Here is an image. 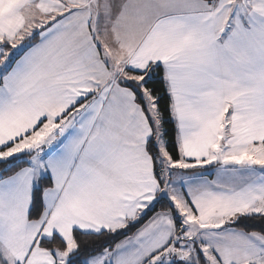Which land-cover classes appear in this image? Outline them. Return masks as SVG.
<instances>
[{
  "label": "snow or ice",
  "instance_id": "snow-or-ice-1",
  "mask_svg": "<svg viewBox=\"0 0 264 264\" xmlns=\"http://www.w3.org/2000/svg\"><path fill=\"white\" fill-rule=\"evenodd\" d=\"M0 264H264V0H0Z\"/></svg>",
  "mask_w": 264,
  "mask_h": 264
},
{
  "label": "trees",
  "instance_id": "trees-1",
  "mask_svg": "<svg viewBox=\"0 0 264 264\" xmlns=\"http://www.w3.org/2000/svg\"><path fill=\"white\" fill-rule=\"evenodd\" d=\"M135 229H132L131 231H134ZM81 240H84V239H87V238H85V237H79ZM116 239L117 240H119V239H123V236H118V237H116Z\"/></svg>",
  "mask_w": 264,
  "mask_h": 264
}]
</instances>
